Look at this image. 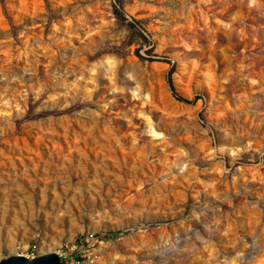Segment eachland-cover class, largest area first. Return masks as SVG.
I'll list each match as a JSON object with an SVG mask.
<instances>
[{"label":"rangeland","instance_id":"rangeland-1","mask_svg":"<svg viewBox=\"0 0 264 264\" xmlns=\"http://www.w3.org/2000/svg\"><path fill=\"white\" fill-rule=\"evenodd\" d=\"M21 2L0 0V172L33 152L53 169L0 183V258L56 237L90 264H264V0ZM191 60L212 98L177 91ZM154 62L192 120L163 122Z\"/></svg>","mask_w":264,"mask_h":264},{"label":"bare ground","instance_id":"bare-ground-1","mask_svg":"<svg viewBox=\"0 0 264 264\" xmlns=\"http://www.w3.org/2000/svg\"><path fill=\"white\" fill-rule=\"evenodd\" d=\"M66 1H69V0H53V2L56 4V6L63 5V4H65ZM204 1L208 2L209 0H204ZM252 1L253 0H250V2H252ZM16 2H17V5H21V3H22L21 0H16ZM34 2H33V4H36ZM32 8H33V6H32ZM29 9H31V8H29ZM34 9H36V8H34ZM34 9H31V10L34 11ZM61 10H65V6L64 7L62 6ZM66 11H67V9H66ZM132 60L133 59H130V61H132ZM181 66L180 67L182 68V71H178V73L175 74V85H176V89L180 93V95L187 97V98H190L192 96L193 92L200 91V92L204 93L205 95H207L209 98H212V96L214 95V89L212 87H203L202 85H200L198 83L197 84L194 83L195 85L192 88H190L191 86L189 87V84H190L189 82L192 79L191 77H192L193 71H194L193 60L189 61L185 67L183 66V64ZM164 68H165V65L162 63H159V62H154L150 66V71L153 72V75L155 76V87H154L155 90H154L153 96L151 97V100L154 99V102H157L160 105L161 111H162V120L164 123H166L168 120H171V118H172L171 116L176 115V114H186L188 116V118L192 120L193 113H194L193 107H189L184 103L177 102L173 98L170 97V94L167 91V88H166L164 82L162 81V74L165 70ZM181 68H178V69H181ZM183 71H185V72H183ZM109 140H111V139H109ZM91 144L95 145V148H97V149H95L97 151L94 153V156H98L99 158L106 156L108 153V152L106 153V151H109L110 155H116L119 152H120V155L123 154L122 148L121 149L118 148L119 146L118 147L117 146L112 147L107 142L103 143L102 139H100V138H98L97 142H94ZM89 145H90V142H86L85 140L82 141L80 144H78V146L74 145V143H71V144L68 143V146L70 147L69 151H68V156L67 157H65V156L60 157L62 159V161L60 162V166H61L59 168L60 171H62V172L67 171V169L70 167V165L74 159V157H72V156H74L73 154H77V159L78 158L85 159L88 156L86 148ZM256 146L257 147L259 146L258 143H256V145L254 146V148L257 149ZM18 152H19V150H18ZM33 153H34L33 155L28 157V160H25L23 158H19L17 161H13V160L8 159V162L5 163V164H7L5 171L0 172V183H3V184H7L10 182L18 183L20 180V178H19L20 175H22L23 177L32 176L33 173L38 171V166H39V168H41L42 173H48L51 169H53V166L50 165L51 163L49 161L43 162L40 159H37L38 154L36 152H33ZM53 154L55 156V155L60 154V152H55L53 150ZM123 155H125V154H123ZM83 161L84 160H81L79 163H82ZM25 162H27L29 166H26ZM78 171L80 173L83 170L79 169ZM261 225L264 226L263 220L261 222ZM28 236H29V234L23 233V235L19 239H17V237L15 238V236L8 237L4 246L10 252L13 251L15 249V247H22L23 248L25 246V242H26L25 241L26 239H24V237L27 238ZM67 239H69V237ZM59 244H60L59 239L56 237L48 238L45 240L43 239L40 243L39 251L42 253L45 251L53 252L57 249V247L59 248ZM0 246H1V244H0ZM91 255L93 258L94 255L93 254H91ZM92 261L93 260H91V262H88L87 264L92 263Z\"/></svg>","mask_w":264,"mask_h":264},{"label":"water","instance_id":"water-1","mask_svg":"<svg viewBox=\"0 0 264 264\" xmlns=\"http://www.w3.org/2000/svg\"><path fill=\"white\" fill-rule=\"evenodd\" d=\"M172 98L177 102H181L175 99L174 97ZM0 264H68V263L63 262L60 259V257L54 252H43L32 257H26L20 254H10L0 258Z\"/></svg>","mask_w":264,"mask_h":264},{"label":"built area","instance_id":"built-area-1","mask_svg":"<svg viewBox=\"0 0 264 264\" xmlns=\"http://www.w3.org/2000/svg\"><path fill=\"white\" fill-rule=\"evenodd\" d=\"M76 248V246L74 245V244H70V247H67V245H65V248H63V247H60L59 249H58V256L61 258V256L62 257H69L67 260H66V263H68V264H87L88 262H91V260H92V255H91V253H88L87 255H86V258H85V261H83V260H81L80 258L79 259H74L72 256H69V255H67L66 254V252L68 251V250H72V249H75ZM33 255H31L30 257H32Z\"/></svg>","mask_w":264,"mask_h":264},{"label":"trees","instance_id":"trees-1","mask_svg":"<svg viewBox=\"0 0 264 264\" xmlns=\"http://www.w3.org/2000/svg\"><path fill=\"white\" fill-rule=\"evenodd\" d=\"M169 84H170V82H169Z\"/></svg>","mask_w":264,"mask_h":264}]
</instances>
